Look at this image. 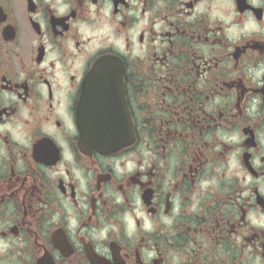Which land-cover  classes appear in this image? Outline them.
Segmentation results:
<instances>
[{
  "label": "flooded vegetation",
  "instance_id": "1",
  "mask_svg": "<svg viewBox=\"0 0 264 264\" xmlns=\"http://www.w3.org/2000/svg\"><path fill=\"white\" fill-rule=\"evenodd\" d=\"M0 264H264V0H0Z\"/></svg>",
  "mask_w": 264,
  "mask_h": 264
},
{
  "label": "water",
  "instance_id": "2",
  "mask_svg": "<svg viewBox=\"0 0 264 264\" xmlns=\"http://www.w3.org/2000/svg\"><path fill=\"white\" fill-rule=\"evenodd\" d=\"M100 65V64H99ZM98 65V66H99ZM110 147H114V146H111V145H109ZM100 147H105V145H100ZM115 147H117V146H115Z\"/></svg>",
  "mask_w": 264,
  "mask_h": 264
}]
</instances>
